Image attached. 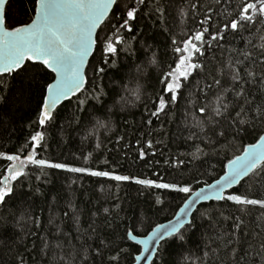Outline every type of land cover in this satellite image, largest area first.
Masks as SVG:
<instances>
[{
  "label": "snow or ice",
  "instance_id": "obj_1",
  "mask_svg": "<svg viewBox=\"0 0 264 264\" xmlns=\"http://www.w3.org/2000/svg\"><path fill=\"white\" fill-rule=\"evenodd\" d=\"M29 4L30 8H25L23 13L27 19L13 25L8 23L10 0H0V84L6 83L8 79L26 80L30 86L35 84L41 95L36 118L32 122L34 127L30 125L32 131L28 138L11 153L0 151V162H3L0 166V252L9 255L10 264H28L25 260V250L28 248L26 240L34 232L26 226L25 209L31 208L27 197L39 191V187L30 186L33 175L44 184H50L54 178L63 176L66 180L70 179L72 185L79 184L81 188L84 187V178H89L91 184L101 185V192L105 190L106 184L116 189L134 186V199L151 195L154 190L183 194L182 206L175 214V219L157 224L148 233L141 235L142 222L129 224L122 221L125 230L120 243L116 241L118 225L115 222L121 210L120 205L116 204V212L104 208L105 223L99 228L94 222L90 225L89 235L83 236L74 246L76 252L75 256H70L71 264H91L97 258L98 264H168L163 259L165 246L183 247L187 233L197 227L193 212L197 211L196 206L201 202H215L213 211H216V204L221 208L227 205L237 209L238 214L229 213V216L224 217L232 221L225 245L236 264H240L241 255L247 259L245 248L264 260V228L253 237L256 244L244 238L247 228L245 217L252 215L254 210L264 215V198L252 197L240 191L246 183L259 181L264 184V44L253 45L249 40L248 44L252 46L237 52L228 61L227 69L213 75L212 81L206 85L207 91L217 94V104L211 108L201 104L199 112L202 116L207 114V119L196 120L191 125L199 128V131L188 138L194 136L200 139L208 149L206 152L205 148L197 145L196 151L200 155L193 154V159L219 153L230 145L235 147L237 141L251 139L246 145L241 144L239 152L226 155V163L218 161L222 164L223 174L214 183L203 181L206 187L193 191L188 183L165 181L159 171L152 173L156 179L147 174H124L118 171L104 157L103 153L112 149L107 148L103 141L95 142L91 150L85 148L81 141L76 145V152L69 151V158L42 155L49 152L50 141H54L58 147L70 144V140L63 137L57 139L55 135L64 130L58 128L57 109L62 104L75 98L76 114L73 120L80 126L77 131L85 128L92 116L107 111L109 102H114L119 93L115 89L106 93L104 88L98 87L99 79L107 78L105 66L117 68L116 58L121 51L131 55V43L125 33L135 35L141 20L149 14L164 22L168 5L162 4L161 0H151V3L150 0H29ZM190 8L193 27L179 38L170 37L173 63L167 71L155 76V86L159 91L151 101L153 108H145V123L148 126L152 125L153 117H167L175 107L183 104L184 93L190 88L195 86L200 91L198 79L209 72L211 61L207 60V56L208 50L213 47L212 42H215L216 48H220L222 43L227 42L228 36L243 39L244 33H260L264 40V0H239L231 13L218 12L215 19L210 11H200L198 0H194ZM197 16L202 18L197 19ZM94 54L100 57L104 66L97 67L93 60L91 71L97 78L90 80L89 61ZM157 63L154 56L150 58L149 64ZM222 81L229 82L227 87ZM132 91L136 100H140V86ZM207 91L204 93L205 98ZM228 93H231V97L226 99ZM105 96L109 99L102 100ZM128 103L127 96L122 97L120 110H124ZM80 113H83L82 119L78 118ZM257 121L260 123L259 130ZM110 123V120L108 123L96 120L93 134L84 139L91 143L95 130L109 128ZM205 123L209 127L205 128ZM124 139V136L118 135L115 143L120 144ZM135 146L140 160L156 156V151L152 150V140H145L143 146L137 141ZM186 163L191 161L180 159L179 156L166 161L168 166L175 169L184 168ZM204 163L215 168L210 159ZM195 179L197 184L201 183L199 178ZM114 199H120L118 191ZM154 204L163 205L164 200L156 196ZM109 215L113 217L112 220L108 219ZM198 215L210 221L215 220L211 212L205 211ZM219 215L223 216V212H219ZM21 222H24L21 226L24 235L15 231ZM109 226L111 231L107 230ZM247 235L251 236V233ZM56 247L62 249L59 244ZM33 248H36L35 243ZM48 249L49 242L44 240L37 255L41 252L47 255ZM59 259L65 258L59 256Z\"/></svg>",
  "mask_w": 264,
  "mask_h": 264
},
{
  "label": "trees",
  "instance_id": "obj_2",
  "mask_svg": "<svg viewBox=\"0 0 264 264\" xmlns=\"http://www.w3.org/2000/svg\"><path fill=\"white\" fill-rule=\"evenodd\" d=\"M161 2L168 5L165 21L160 22L150 14L146 15L141 20L139 29L135 30V35L125 33L126 39L131 43L132 54L129 55L121 51L116 58L117 68L105 66L107 78L99 79L98 87L104 88L106 93L115 89L119 94L115 96L114 102H109L106 112L92 116L87 122V126L79 131L77 129L80 126L73 120L76 114L75 98L62 104L57 109L59 113L58 128L62 127L64 130L55 135L57 139L63 137L70 140V144H61L58 147L54 141H50L49 152L42 153V155L69 158V151L76 152V145L81 141L88 150L94 147L95 142L103 141L107 148L112 149V151H105L103 155L117 167L118 171L124 174H147L153 179L157 177L152 173L159 171L165 181L188 183L195 191L205 186L203 181L212 183L223 174L222 164L218 161L226 163V155L231 156L232 152H239L241 144L246 145L250 142L251 138L237 141L235 147L230 145L227 150L211 153L207 157L194 160L193 154L200 155L196 151L197 145L200 148H205V144L194 136L191 139L188 137L199 131V128L191 127L196 120L207 119V114L203 116L200 114V105L206 104L211 108L217 104V94L214 91H207V83L212 81L213 75L222 69H227L228 61L234 58L237 52H243L252 46L248 44L249 40L253 45L264 44L260 33H244L243 39L240 37L234 39L232 36H228L227 42L222 43L220 48H216L215 42H212L213 47L208 50L207 56V60L211 61L209 72L202 74L198 79L200 91L198 92L193 86L184 93L183 104L175 107L167 117L163 115L159 119L153 117L151 126L145 123L147 119L145 108H153L151 101L155 99V93L159 91L155 86V76L161 71H167L174 60L170 37L179 38L183 32H187L193 27L190 6L194 0H161ZM10 3L8 23L15 25L20 20L27 19L23 13L25 8H30L29 0H10ZM198 3L201 5L200 11H210L215 19L218 12L231 13L239 0H219V3L217 0H198ZM200 18L202 17L197 16V19ZM212 30L214 31V28ZM108 35L111 33L108 32ZM101 37H103V33H101ZM97 47L99 49V44ZM153 56L158 62L156 65L149 64V60ZM93 60L97 67L104 66L100 57L94 54L89 63L88 76L90 80L97 78L96 74L91 71ZM137 69L141 71L138 72ZM222 82L227 87L229 82ZM138 85L141 91L140 100H136L135 93L132 91ZM206 91L207 98L204 95ZM125 96L129 103L121 111L119 105L121 98ZM230 97L231 93H228L226 99ZM108 99V96L102 97V100ZM40 102L41 95L35 84L30 86L28 81L21 79H8L6 83L0 84V151L11 153L25 142L34 127L32 122L36 118ZM78 118L82 119L83 113H80ZM96 120L103 123H108L110 120L111 123L109 128L96 129L90 143L84 137L93 134ZM204 126L205 128L209 127L207 123ZM259 127L260 123L257 121V130ZM118 135L125 137L120 144L115 143ZM145 140L153 141L154 149L152 150L156 151V156L140 160L135 145L139 141L143 146ZM217 147L221 146L217 145ZM205 151L207 152L208 149L205 148ZM177 156L180 159L191 161V163H186L184 168L179 169L166 164L170 157L174 160ZM209 159L211 164L215 165L214 169L209 163H204ZM2 164L3 162H0V166ZM195 178H199L201 183L197 184ZM83 182L84 187L81 188L79 184L72 185L70 179L66 180L63 176H58L52 183L44 184L37 181L33 175L30 186L39 187V191L27 197L31 208L25 209L27 212L26 226L34 232V235L28 236L26 240L28 248L25 250V260L28 261V264H71L70 256H75L76 252L74 246L83 236L89 235L90 225L94 222L99 228L105 223L106 214L103 210L106 207L110 211L116 212V204L120 205L119 216L115 218L118 225L116 241L120 243L125 230V223L122 221L129 224L142 222L141 235H143L150 232L157 224L172 219L179 207L182 206L184 199L183 194L164 190H154L151 195L134 199L136 196L133 190L134 186L128 189L124 187L116 189L113 185L106 184L104 185L105 190L101 192V185L91 184L89 178H84ZM109 188L111 191H108ZM117 191L120 194L119 200L114 199V194ZM240 191L246 192L252 197L264 198V184L259 181L244 184ZM156 196L164 200L163 205L154 204ZM214 203H203L194 212L193 216L196 218L197 227L187 233L183 247L165 246L163 259L168 264H236V261L230 258L229 249L225 245V239L232 228V221L230 218L224 219V217L229 216V213H237V209L229 208L227 205L221 208L216 204V211H213ZM73 208L76 209L75 212H73ZM205 211L211 212L215 220L210 221L207 217L202 218L198 215ZM219 212H223V216H220ZM29 217H34V219ZM108 219L112 220L113 217L109 215ZM17 220H19V216ZM23 223L21 222V225L15 228L16 232H21ZM245 223L247 228L244 238L248 239L251 244H256L257 241L253 237L261 228H264V215L254 210L252 215L245 217ZM37 224L39 227H36ZM107 230L111 231V226ZM247 233H251V236H248ZM24 234L21 232V235ZM44 240L49 242V249L46 250L48 254L45 255L44 252H41L37 255V250L42 247ZM33 243L36 248H33ZM57 244L61 245L62 249L57 248ZM244 252L247 259L241 255L240 264H254V262L255 264H264V260L255 252L249 251L247 248L244 249ZM59 256H63L65 259L60 260ZM0 257H2L0 264H10V257L6 252H0ZM98 261L99 258L91 264H98Z\"/></svg>",
  "mask_w": 264,
  "mask_h": 264
},
{
  "label": "water",
  "instance_id": "obj_3",
  "mask_svg": "<svg viewBox=\"0 0 264 264\" xmlns=\"http://www.w3.org/2000/svg\"><path fill=\"white\" fill-rule=\"evenodd\" d=\"M90 60H91V58H90ZM89 63H90V61H89ZM215 182V181H214ZM214 182H212V183H214ZM205 187H206V185H205ZM198 190V189H197ZM196 191V190H195ZM203 203H207V202H201L200 204H198L197 206H196V209L201 205V204H203ZM179 211V210H178ZM195 212V211H194ZM194 212H193V214H194ZM172 219H175V216L172 218ZM172 219H170V220H172ZM169 220V221H170ZM169 221H166V222H164V223H168Z\"/></svg>",
  "mask_w": 264,
  "mask_h": 264
}]
</instances>
